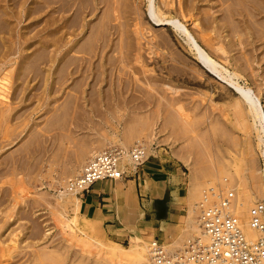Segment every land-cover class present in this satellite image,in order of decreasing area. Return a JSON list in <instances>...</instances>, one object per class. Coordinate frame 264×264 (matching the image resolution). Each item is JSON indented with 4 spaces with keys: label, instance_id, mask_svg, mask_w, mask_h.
Listing matches in <instances>:
<instances>
[{
    "label": "bare ground",
    "instance_id": "6f19581e",
    "mask_svg": "<svg viewBox=\"0 0 264 264\" xmlns=\"http://www.w3.org/2000/svg\"><path fill=\"white\" fill-rule=\"evenodd\" d=\"M155 28L165 29L159 34ZM186 54L193 56L194 68ZM254 65L264 67V0H0V127L22 121L32 100H43L39 109L48 103L51 126L96 117L111 125L90 157L56 181L64 190L52 196L54 219L71 246L87 257L101 251L104 264H148L155 241L131 236L121 248L99 230L79 227L83 196L69 190L70 180L80 177L89 158L114 147L126 153L119 181L135 177L138 166L156 159L163 147L187 170L188 228L178 239L162 241L170 253L183 250L197 232L196 209L209 187L219 196L234 192L242 204L235 212L245 236L257 239L248 212L264 204V70L259 75ZM186 85L198 89L201 98H186ZM213 97L233 111L231 121L224 119L226 129L243 137L244 160L235 168L244 199L229 172L220 174L211 152L203 153L201 161L209 166L204 168L178 135L194 132L186 113L190 107L205 116L223 112L212 105ZM212 122L208 119L207 126ZM3 140L12 143L7 129ZM159 164L165 168L167 162ZM206 179L216 183L207 181L200 190Z\"/></svg>",
    "mask_w": 264,
    "mask_h": 264
},
{
    "label": "rangeland",
    "instance_id": "374dc122",
    "mask_svg": "<svg viewBox=\"0 0 264 264\" xmlns=\"http://www.w3.org/2000/svg\"><path fill=\"white\" fill-rule=\"evenodd\" d=\"M163 29L155 28L154 31L163 34ZM177 51L180 52V49L177 48ZM184 57L188 67L194 68L193 56L186 54ZM254 66L261 75L264 67L258 70V66ZM182 89V92L187 94L186 98H201L196 94L198 89H194L193 86L186 85ZM34 94L35 97H40L39 93ZM213 100L212 105L215 109L225 108L223 112L209 111L205 116L203 112L200 113L190 107L186 113L194 132L184 130L178 135L185 143L182 145L190 147L197 160L201 161L204 154L211 152L216 157L219 169H222L220 174L225 176L228 171L229 180L237 189L239 181L235 166L236 162L244 160L243 146L240 147L243 144V137L226 129L229 124L224 122V119L225 117L230 121L233 119L232 109L225 105V101H218L214 97ZM35 101L28 103L29 112H26L22 121L7 124L11 144L3 140L6 129L4 126L0 127V264H104L99 255L101 251L94 249L93 255L87 257L80 253L78 248L71 246L73 243L68 242L65 231L54 219L52 208L55 202L52 196L55 195L54 191L64 190L56 181L65 179L66 174L72 171L75 165H82L90 157L88 152L99 147L100 139L106 136L111 125L96 117L93 120H62L59 124L51 126L48 103L39 109L37 105H41L43 100L39 103ZM208 119L213 120L209 126L206 123ZM170 123L173 127L179 128V121L174 117H171ZM26 124L28 126L25 128ZM36 135H39L40 139H37ZM162 149L164 147L159 148L156 159L151 158L149 161L159 163L162 159L167 162L165 170L173 173L177 188L181 191L179 210L184 215L182 222L166 239L169 243L178 239L188 228L187 203L183 197L187 189L188 172L184 167L174 164L170 151L166 149L169 153L167 154ZM201 162L204 168H209L207 163ZM259 162L262 164L261 159ZM239 166L240 174H244L243 164L240 163ZM209 173V170L206 171V174ZM207 181L216 183L212 179H206L200 190ZM252 189H249L250 193L253 192ZM237 193L244 199L238 189ZM250 193H247V196ZM252 196L256 197L257 194L254 193ZM245 202L249 203L247 199ZM72 214L70 210L69 217H72ZM79 222L80 229L89 227L99 230L102 238L109 240L113 246L125 248L131 239V236L125 235L122 229L91 222L82 211Z\"/></svg>",
    "mask_w": 264,
    "mask_h": 264
},
{
    "label": "built area",
    "instance_id": "2783aa9c",
    "mask_svg": "<svg viewBox=\"0 0 264 264\" xmlns=\"http://www.w3.org/2000/svg\"><path fill=\"white\" fill-rule=\"evenodd\" d=\"M125 158L126 153L115 147L94 155L85 163L80 177L70 180L69 190L87 193L97 183L119 181V162ZM237 207L242 208V204L233 191L219 196L212 188L205 189L196 209L197 232L183 250L174 253L155 239L149 248L148 264H264V204L258 203L248 212L255 241L245 236Z\"/></svg>",
    "mask_w": 264,
    "mask_h": 264
},
{
    "label": "crops",
    "instance_id": "0c3cea01",
    "mask_svg": "<svg viewBox=\"0 0 264 264\" xmlns=\"http://www.w3.org/2000/svg\"><path fill=\"white\" fill-rule=\"evenodd\" d=\"M165 169L148 161L133 178L95 184L82 194V214L91 222L122 229L127 236L165 241L184 218L176 177Z\"/></svg>",
    "mask_w": 264,
    "mask_h": 264
}]
</instances>
